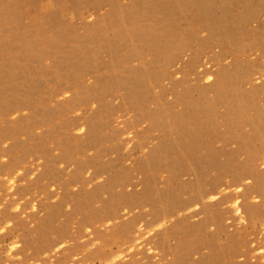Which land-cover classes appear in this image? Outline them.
Returning <instances> with one entry per match:
<instances>
[{
	"label": "rangeland",
	"instance_id": "374dc122",
	"mask_svg": "<svg viewBox=\"0 0 264 264\" xmlns=\"http://www.w3.org/2000/svg\"><path fill=\"white\" fill-rule=\"evenodd\" d=\"M0 264H264V0H0Z\"/></svg>",
	"mask_w": 264,
	"mask_h": 264
},
{
	"label": "bare ground",
	"instance_id": "6f19581e",
	"mask_svg": "<svg viewBox=\"0 0 264 264\" xmlns=\"http://www.w3.org/2000/svg\"><path fill=\"white\" fill-rule=\"evenodd\" d=\"M253 13V12H252ZM256 43V42H255ZM249 44V43H248ZM252 44V43H251ZM254 44V43H253ZM252 44V45H253ZM258 44V43H257ZM248 46V45H247ZM255 46V45H254ZM256 47V46H255ZM241 76V75H240ZM251 95V94H250ZM253 96V95H252ZM232 102V101H231ZM234 102V101H233ZM234 112H235V110H234ZM199 126V125H198ZM216 130V129H215ZM193 133V132H192ZM217 133V132H216ZM238 134V133H237ZM247 135V134H246ZM219 135H217V137H218ZM235 137H237V136H235ZM195 138V137H194ZM195 141H196V139H194ZM203 140V139H202ZM248 141V140H247ZM249 142V141H248ZM250 142H252V141H250ZM226 149V148H225ZM190 152V151H189ZM186 156H188V155H186ZM192 156V155H191ZM189 157V156H188ZM190 160H193V159H190ZM245 170V169H244ZM250 171V170H249ZM214 182H215V180H214ZM227 184V183H226ZM217 186V185H216ZM207 187V186H206ZM208 191H205V193H207Z\"/></svg>",
	"mask_w": 264,
	"mask_h": 264
}]
</instances>
